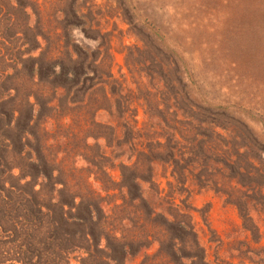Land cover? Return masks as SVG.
Masks as SVG:
<instances>
[{
	"label": "rangeland",
	"instance_id": "rangeland-1",
	"mask_svg": "<svg viewBox=\"0 0 264 264\" xmlns=\"http://www.w3.org/2000/svg\"><path fill=\"white\" fill-rule=\"evenodd\" d=\"M13 2L20 22L7 23V51L0 44V76L11 90L3 92L4 109L8 93H27L24 76L34 68L42 66L36 73L48 82L53 62L58 74L79 73L82 88L96 85L107 95L103 105L112 112L99 113L105 128L94 130L106 133L98 144L113 182L94 183L93 176L89 182L110 188L102 192L104 211L118 208V231L136 241L121 264H178L168 261L174 257L167 254L166 219L193 229L176 234L185 239L177 256L189 257L181 264H264V0ZM77 161L79 168L89 166ZM137 164L149 210L139 200L131 203L121 185L122 166ZM68 183L75 193L77 181ZM49 188L43 184L47 197ZM23 189L30 192L25 182L0 174V264H50L47 247L59 236L39 232L36 219L12 204L30 195L15 196ZM64 199L73 205L66 193ZM56 201L66 203L57 193ZM194 234L209 263L190 258L200 252L192 249ZM88 256L71 250L67 264H92L95 259L83 261ZM95 256V264H115Z\"/></svg>",
	"mask_w": 264,
	"mask_h": 264
},
{
	"label": "trees",
	"instance_id": "trees-1",
	"mask_svg": "<svg viewBox=\"0 0 264 264\" xmlns=\"http://www.w3.org/2000/svg\"><path fill=\"white\" fill-rule=\"evenodd\" d=\"M11 6L15 7L13 0H0V36L2 39L0 44L5 46L6 51L7 23L15 21L14 11H17L16 7L13 9ZM19 8L23 9V7ZM24 13L30 19V15L27 14L29 12L25 11ZM21 17L22 15L19 18ZM18 21L20 22V19H17L13 26ZM24 54L28 55L30 52ZM67 56L69 59V54ZM30 61L35 63L36 59ZM52 64V73H49L48 82L45 83L41 82L42 73H36L42 72V66L30 67L34 68L33 73H28L24 77L27 78L28 84L31 86L26 87L25 95L21 92H17L15 96L7 94L10 103L9 109H4L1 106L4 103L8 104L3 101L5 96L3 92L11 91L5 89L4 86L8 78L3 74L0 76V174L7 173L10 180L20 179L30 187V192H27V189L17 190L15 196H19L18 194L22 192L27 195L30 193V195L27 198L20 197V200H16V203L12 204L23 207L27 213L31 214L32 218L36 219L35 226L38 225L39 232H56L59 236L56 239V244L47 247V253L51 251L53 255L49 258L50 264H55L57 260L67 264L70 261V252L74 249L89 255L83 260L85 262L94 259L96 261L95 255L98 254L115 264H121L120 256L127 255L128 247H132L136 241L124 238L118 231L119 224L118 218H116V209L118 208L109 210V214L104 211L106 208L103 207L102 192L105 188L101 191L99 185L89 182L93 177L94 183L113 182V179L106 173V153L103 151L104 148L98 144L106 133L98 134L94 130L105 128V125L96 119L97 115L102 111L111 113L112 109L104 107L103 102L107 101V95L101 89H97L96 85L82 88L79 73H62L60 75L55 70L56 63ZM59 76L61 77L58 78ZM53 78L56 79L52 80ZM70 78L75 79L74 85L69 84ZM61 90L65 92L60 94ZM99 91L103 93L100 100L94 98ZM57 99L60 100V105H55ZM47 112L50 114L49 117L45 115ZM50 120H54L57 130L55 134H52L53 130L48 128ZM66 120H72L73 124L69 126L64 122ZM87 126L88 131H85ZM111 129L116 133L115 128ZM13 132L17 137L12 136ZM90 138L95 139L96 144L90 145ZM93 149H96L97 152L93 153ZM77 160H85L89 166L79 168ZM18 171L20 173L15 175ZM139 172L138 164L131 170L122 166L121 185L124 190L132 194L131 203L139 200L149 210L139 183L142 178ZM68 180L77 181L78 189L75 193ZM16 181L19 183L18 180ZM45 183L51 185L49 188L50 197L43 193L45 191L42 188ZM58 184L62 185V189H57ZM98 190L101 192L99 193ZM106 190L109 191L110 188L108 187ZM55 193L66 203L57 201L54 203ZM65 193L74 201L73 205L64 199ZM40 198L50 200L42 201ZM76 200L79 202L76 203ZM52 203L54 210L50 208ZM67 206L70 209L66 210ZM131 208V204L125 206L126 210ZM148 218L151 220L149 216ZM157 218H161V216L157 215ZM126 220L132 227L134 226V219L126 217ZM154 220L157 223L158 219ZM247 221L251 222L250 219ZM163 225L168 231L167 242L171 246L167 254L174 257L168 261L181 264L183 258L189 259V257L177 256L175 251L178 247L184 246L185 239L176 234L186 229H190V231L193 229L185 223H172L167 219ZM191 241L193 251L197 248L200 252L198 255L192 253L190 258H201L203 263H209L206 259V250L201 247L197 234L192 236ZM47 258L45 263H47ZM95 261L92 264H95Z\"/></svg>",
	"mask_w": 264,
	"mask_h": 264
}]
</instances>
